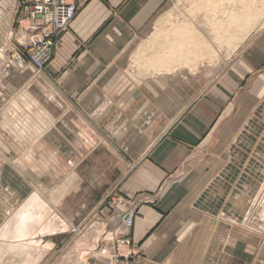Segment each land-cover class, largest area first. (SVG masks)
<instances>
[{
  "label": "crops",
  "instance_id": "obj_1",
  "mask_svg": "<svg viewBox=\"0 0 264 264\" xmlns=\"http://www.w3.org/2000/svg\"><path fill=\"white\" fill-rule=\"evenodd\" d=\"M20 1L0 0V49L9 45L17 29ZM169 1L77 0L78 15L57 38L52 60L42 71L31 65L22 70L13 66L6 74L0 61V117L7 108L18 109L22 115L19 97L25 93L23 106L36 103L41 109L40 122L46 126L41 131L61 124V129L54 130L58 138L65 139L61 130L70 124L81 134L78 138L90 137L93 143L111 139L108 153L126 157L121 169H116L121 176L110 192L116 191L113 200L119 204L107 238H128L148 257L167 251L182 229H193L222 203L224 193L215 192L221 187L220 179L212 186L208 181L201 192H195L196 184L215 163L216 158L210 155L225 146L224 130L218 127L226 122L227 111H234L238 88L259 67L257 63L264 61L263 51L250 49L251 53L244 55L253 58L241 57L223 73L211 76L208 84L190 90L179 105L167 109L160 99L161 83L154 79L140 84L131 81L129 61L139 37L148 33ZM146 109L151 113L148 116ZM240 115H234V120ZM17 122L16 128L20 125L26 130L23 119ZM103 123L131 124L136 130H93V125ZM97 144L93 154L104 149ZM106 198L96 201L93 210ZM34 203L43 208L31 198L24 209L28 217H33ZM125 213L134 215L130 228L124 224ZM40 216L43 222V214ZM48 230L57 231L54 227Z\"/></svg>",
  "mask_w": 264,
  "mask_h": 264
},
{
  "label": "rangeland",
  "instance_id": "obj_2",
  "mask_svg": "<svg viewBox=\"0 0 264 264\" xmlns=\"http://www.w3.org/2000/svg\"><path fill=\"white\" fill-rule=\"evenodd\" d=\"M190 2L170 0L148 33L139 37L132 58L141 44L160 34L161 18L175 12L181 20ZM255 47L264 52V27L252 33L231 57L224 50L216 65H200L193 72L186 68L171 75L143 77L138 75L131 59L130 79L136 84L153 79L160 82L161 103L171 109L190 90L208 84L214 75L223 73L228 65L237 63ZM257 65L238 88L234 111L229 109L226 122L218 127L219 131L224 130L225 146L220 153L210 155L216 158L215 163L195 187V192H201L208 181H212V186L220 179L221 187H216L215 192L224 193L222 203L216 204L193 229H182L168 250L155 257H148L132 243L128 248H119L121 236L107 238L119 204L113 200L116 191L110 192L121 176L116 169H121L126 159L108 153L106 149L111 150L113 145L111 139L94 143L90 137L80 139L81 134L70 124L61 130L65 139L58 138L54 130L61 129V124L41 131L46 127L40 122L41 109L36 103L34 107L23 106L25 93L20 95L19 110L23 114L7 108L0 117V264H264V61ZM239 112L241 122L233 118ZM19 119L27 125L26 130L20 125L16 128ZM116 127L118 131L128 130L127 127L136 130L131 124L104 123L93 125V130L105 133L117 131ZM87 131L90 135L91 131ZM94 144L104 149L93 154ZM104 197L105 202L94 211L95 202ZM31 198L43 208L38 209L34 203L33 217H28L24 209ZM22 221L29 235L27 242L10 248L5 244L14 241ZM9 223L16 229L4 228ZM51 227L57 231L48 232Z\"/></svg>",
  "mask_w": 264,
  "mask_h": 264
},
{
  "label": "bare ground",
  "instance_id": "obj_3",
  "mask_svg": "<svg viewBox=\"0 0 264 264\" xmlns=\"http://www.w3.org/2000/svg\"><path fill=\"white\" fill-rule=\"evenodd\" d=\"M159 27L160 34L141 44L132 58L140 76L171 75L186 68L193 72L200 65H216L224 50L231 57L252 33L264 27V0H191L181 20L170 12L159 20ZM6 227L16 229L12 223ZM15 234V246L11 241L5 245L27 242L23 221Z\"/></svg>",
  "mask_w": 264,
  "mask_h": 264
},
{
  "label": "built area",
  "instance_id": "obj_4",
  "mask_svg": "<svg viewBox=\"0 0 264 264\" xmlns=\"http://www.w3.org/2000/svg\"><path fill=\"white\" fill-rule=\"evenodd\" d=\"M78 12L77 0H21L12 43L0 49L3 71L8 74L13 65L20 70L31 65L42 71L52 60L57 38L69 29ZM133 217V213L123 215L129 228ZM130 245L127 238L117 242L119 248Z\"/></svg>",
  "mask_w": 264,
  "mask_h": 264
}]
</instances>
